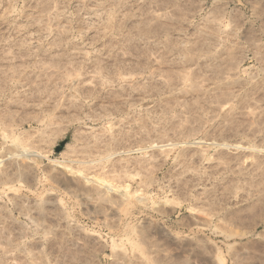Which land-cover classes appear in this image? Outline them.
I'll list each match as a JSON object with an SVG mask.
<instances>
[{
    "label": "rangeland",
    "instance_id": "rangeland-1",
    "mask_svg": "<svg viewBox=\"0 0 264 264\" xmlns=\"http://www.w3.org/2000/svg\"><path fill=\"white\" fill-rule=\"evenodd\" d=\"M0 264H264V0H0Z\"/></svg>",
    "mask_w": 264,
    "mask_h": 264
}]
</instances>
